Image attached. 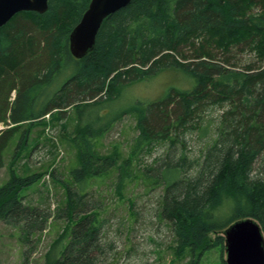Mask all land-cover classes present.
Segmentation results:
<instances>
[{
    "label": "trees",
    "instance_id": "trees-1",
    "mask_svg": "<svg viewBox=\"0 0 264 264\" xmlns=\"http://www.w3.org/2000/svg\"><path fill=\"white\" fill-rule=\"evenodd\" d=\"M90 1L49 0L45 12L22 11L0 26V169L16 143L0 185V220L19 228L31 249L54 218H64L46 264H102L104 204L89 189L91 179L116 168L120 191L134 176V158L164 143V154L143 173L150 188L163 187L158 215L179 259L202 264L205 251H223V232L240 218H255L264 231V0H131L103 20L94 49L77 58L70 34ZM170 68L192 79L191 87L117 105L126 85ZM217 109L216 122L208 116ZM124 114L139 131L132 152L123 159L117 148L99 152L98 138ZM48 124L66 131L73 124L78 156L69 179L61 178L66 203L56 213L23 194L43 177L26 159ZM36 126L42 131L32 140ZM210 131L193 157L188 135ZM54 137H46L49 148Z\"/></svg>",
    "mask_w": 264,
    "mask_h": 264
},
{
    "label": "rangeland",
    "instance_id": "rangeland-1",
    "mask_svg": "<svg viewBox=\"0 0 264 264\" xmlns=\"http://www.w3.org/2000/svg\"><path fill=\"white\" fill-rule=\"evenodd\" d=\"M248 58V53L243 54V62ZM192 84L193 80L186 74L175 69H166L145 80L126 85L117 105H130L137 100L148 102L163 97L171 87L188 88ZM105 111L100 113L105 114ZM219 113L218 109L212 110L208 118L217 122ZM73 114L74 110L70 109V115ZM117 121L104 136L98 138V149L99 152L108 153L117 148L121 154L120 159H123L132 152L134 138L139 131L136 119L131 114H124ZM3 127L4 125H0V128ZM72 129L73 124L68 131L60 126L56 128L48 124L41 138H36H40V143L26 159L31 165V171L43 174L40 181L23 190L27 202L49 208L53 213L66 203L61 178L69 179V169L78 162L77 147L73 138H70ZM40 130L42 131L41 127H34L32 140ZM53 132L55 147L49 148L46 137L49 138ZM211 135L212 131L204 138L200 132L188 135L187 150L193 157L202 154L205 142ZM15 145L16 143L11 146L6 155V165L0 169V185L10 176L8 165ZM166 147V144L158 143L151 152L144 153L139 161L134 158V176L124 182L120 191L116 187V168L111 169L110 173L91 179L89 189H93L104 204L101 219L106 220L103 241L107 252L102 257V264H187L189 258L179 259L175 254L170 227L158 215L163 187L150 188L152 185L143 173L145 168L155 164L156 159L164 154ZM22 165L23 160H20L19 168ZM55 168L58 173L53 176ZM65 223L64 218H54L48 227L35 237L31 249H28L19 238V228L0 220V264H46L48 254L54 250V243L62 237ZM217 237L218 233H210L212 244ZM26 250L27 257L24 254ZM203 254L202 264H221V258L227 257L225 249L222 251L221 246H215Z\"/></svg>",
    "mask_w": 264,
    "mask_h": 264
},
{
    "label": "water",
    "instance_id": "water-1",
    "mask_svg": "<svg viewBox=\"0 0 264 264\" xmlns=\"http://www.w3.org/2000/svg\"><path fill=\"white\" fill-rule=\"evenodd\" d=\"M131 0H91L80 21L70 34V50L83 58L95 47L96 36L103 20L126 6ZM49 0H0V26L19 12H45ZM227 264H264V231L253 217L240 218L223 232Z\"/></svg>",
    "mask_w": 264,
    "mask_h": 264
}]
</instances>
